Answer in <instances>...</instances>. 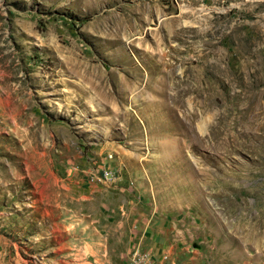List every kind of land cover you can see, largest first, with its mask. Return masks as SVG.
<instances>
[{
    "label": "rangeland",
    "instance_id": "374dc122",
    "mask_svg": "<svg viewBox=\"0 0 264 264\" xmlns=\"http://www.w3.org/2000/svg\"><path fill=\"white\" fill-rule=\"evenodd\" d=\"M140 253L264 264V0H0V264Z\"/></svg>",
    "mask_w": 264,
    "mask_h": 264
},
{
    "label": "built area",
    "instance_id": "2783aa9c",
    "mask_svg": "<svg viewBox=\"0 0 264 264\" xmlns=\"http://www.w3.org/2000/svg\"><path fill=\"white\" fill-rule=\"evenodd\" d=\"M110 173H114V170L109 167L105 169L103 172V177L107 179V175ZM127 264H155L151 257L148 254H138L132 260L128 261Z\"/></svg>",
    "mask_w": 264,
    "mask_h": 264
},
{
    "label": "bare ground",
    "instance_id": "6f19581e",
    "mask_svg": "<svg viewBox=\"0 0 264 264\" xmlns=\"http://www.w3.org/2000/svg\"><path fill=\"white\" fill-rule=\"evenodd\" d=\"M186 12H187V11H186ZM195 13H196V12H195ZM187 14H188V13H184V12L182 13V15H187ZM189 17H190V16H189ZM196 17H197V16H196ZM180 19H181V17L179 16V17L175 20V25L179 23ZM198 19H199V18H198ZM161 21H162V20H161ZM181 21H182V20H181ZM181 21H180V22H181ZM187 23H188V22H187ZM119 26H131V23L129 22L128 24H125V23L122 24V22H120V23H119ZM188 26H189V25H188ZM131 28H132V27H131ZM131 28H130L129 30H126V32H129V35H132V29H131ZM122 29H125V28H122ZM133 33H134V32H133ZM134 38H135V37H134ZM134 38H133V39H134ZM108 175H109V174H108Z\"/></svg>",
    "mask_w": 264,
    "mask_h": 264
}]
</instances>
